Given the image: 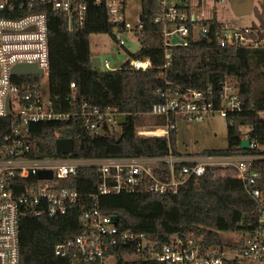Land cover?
<instances>
[{
  "label": "trees",
  "instance_id": "16d2710c",
  "mask_svg": "<svg viewBox=\"0 0 264 264\" xmlns=\"http://www.w3.org/2000/svg\"><path fill=\"white\" fill-rule=\"evenodd\" d=\"M258 2L260 23L255 29L261 30L264 29V3ZM184 7L189 12L188 6ZM38 10L47 14L48 97L54 110L75 114L59 122L30 125L28 139L32 142L34 157L107 159L178 154L176 127L169 130L168 136H140L136 133L137 124H143V118L148 117V127L165 125V116L152 115L150 111L155 104L165 102V95L174 92H202L204 100L211 99L218 108L223 82L237 91L241 108L227 113L226 147L204 150L198 155L239 157L264 148V119L258 115L264 112V44L221 46L217 38L220 26L217 20H188L191 27L206 26L207 34L194 37L191 30L186 45L170 46L169 64L164 67L162 26L154 21L158 12L157 0H141V30L136 33L139 49L119 68L101 70L91 63L89 36L108 33L113 38V27L106 19L102 4H91L85 21L80 24L74 20L71 28L68 17L51 5L42 4ZM146 58L151 67L145 70L128 65L131 59ZM41 77L16 75L13 80L21 93L34 95L41 93ZM71 83H74L73 88ZM84 103L100 112L109 110L124 115L120 134H112L113 124H104V130L99 133L87 130L81 119ZM12 124V117L0 118V150ZM58 138L72 140L70 154L56 153L55 140ZM244 139L254 140L258 150L242 148ZM232 169L230 166H206L201 176L187 180L176 194L135 191L99 195L97 169L94 166L78 167L74 175L59 181L61 187L75 188L82 195L64 215L48 217L28 211L20 215V264H68L67 259L54 254V248L84 232L80 216L92 205L98 206L106 215L116 216L118 230L144 233L155 244L153 247L145 245L137 251L134 242L120 243L109 253L110 264H161L153 258L152 252L175 236L190 235L204 250L237 248L241 244L240 238L227 245L220 232L242 236L257 227L264 208V186L260 182L264 177V157L254 160L249 169V173L256 171L260 175L258 183L262 194L257 198L251 194L250 185L237 178ZM16 180L21 190L37 179L31 175Z\"/></svg>",
  "mask_w": 264,
  "mask_h": 264
},
{
  "label": "built area",
  "instance_id": "2783aa9c",
  "mask_svg": "<svg viewBox=\"0 0 264 264\" xmlns=\"http://www.w3.org/2000/svg\"><path fill=\"white\" fill-rule=\"evenodd\" d=\"M131 0H0V118L12 117L10 133L0 150V264H20L18 220L23 212L48 217L64 215L68 208L76 204L82 195L75 188L61 187L59 181L74 175L78 167L94 166L99 172L97 194L110 195L122 192L145 191L158 194H176L181 186L192 177L201 176L206 166L224 165L231 167L233 174L250 185L251 194L257 198L264 186V177L256 171L249 173L252 162L264 157L254 140L249 148L255 152L239 157H214L169 152L159 157H126L107 159L37 158L32 153V142L28 139L31 124L43 121H63L74 116V112L62 113L53 108L41 93L32 95L21 93L13 80L11 69L18 64H35L48 75V26L47 14L39 11L42 4L51 5L54 10L68 17L69 27L73 21L82 24L88 16L91 4H102L105 16L112 25L113 39L118 47L125 46L123 34L141 30V22L132 27L126 20V6ZM216 3L224 0H213ZM158 12L154 17L162 26V39L165 47L166 67L171 56L170 46L186 45L191 30L193 36H204L207 27L189 26L201 21L202 16L188 12L189 0H157ZM70 21L72 22L70 24ZM220 23V22H219ZM176 37L179 42L173 43ZM257 32L250 28H239L220 23L217 38L219 44L258 45ZM129 67L145 70L151 67L149 59H131ZM104 67L108 68V61ZM74 87V83L70 84ZM202 92L187 90L183 94L165 95V102L155 104L150 114L163 115L165 125L150 130L138 129L140 136H168L175 128V117L182 116L189 121H201L205 116L217 112L227 119V113L238 111L241 100L237 91L223 82L219 107L213 101L204 100ZM8 99V107H7ZM81 111L82 124L91 132L99 133L104 124L114 123L116 113L100 112L84 103ZM7 111L9 114L7 115ZM235 161L236 163H234ZM49 170L51 179H38V171ZM35 175L36 181L29 182L20 190L17 178ZM104 214L98 206L92 205L83 210L80 216L84 232L70 237L54 248L56 256L68 260V264H110L112 248L124 242H134L137 251L154 242L144 233L120 231L117 222ZM237 248L213 247L204 250L198 240L190 235L175 236L168 244L152 252L153 258L161 264H264V208L261 209L257 227L239 237ZM238 240V241H239ZM155 245V244H154ZM153 245V246H154ZM152 246V247H153Z\"/></svg>",
  "mask_w": 264,
  "mask_h": 264
},
{
  "label": "rangeland",
  "instance_id": "374dc122",
  "mask_svg": "<svg viewBox=\"0 0 264 264\" xmlns=\"http://www.w3.org/2000/svg\"><path fill=\"white\" fill-rule=\"evenodd\" d=\"M191 14L202 16L201 19H215L220 23L229 24L239 28H250L257 32V41L264 44V29L259 28L260 3L254 0V5L249 13L237 14L233 9V0H224L216 3L213 0H189L187 4ZM141 10V0H131L127 3L125 14L127 22L134 27L138 24ZM257 28V29H255ZM135 31L125 32L123 39L124 47H118L116 41L108 33H94L89 36V49L91 58L99 59L98 68L103 70H115L124 64L131 55L139 49V42ZM108 61V68L104 67ZM48 78L44 74L41 77V96L44 101L48 99ZM264 119V112L258 113ZM124 115L115 114L112 134H120V123ZM149 118H143V124H137L138 129L150 130L146 125ZM156 127V126H155ZM175 144L180 153L198 155L204 150L221 149L226 147V121L217 112L205 116L201 121H189L180 115L175 117ZM247 130V128H243ZM154 136V135H150ZM156 136V135H155ZM236 163L235 161H233ZM224 166V165H217ZM233 167V166H231ZM223 172V171H222ZM220 237L227 244H232L240 237L239 234L231 232H220Z\"/></svg>",
  "mask_w": 264,
  "mask_h": 264
},
{
  "label": "water",
  "instance_id": "95a60500",
  "mask_svg": "<svg viewBox=\"0 0 264 264\" xmlns=\"http://www.w3.org/2000/svg\"><path fill=\"white\" fill-rule=\"evenodd\" d=\"M264 3V0H258ZM254 5V0H244L240 2V0H233V9L237 14L249 13ZM72 22L70 21V24ZM173 43L179 42V39L174 37L172 39ZM91 63L93 66H99L98 58H91ZM12 75H33V74H42V69L38 68L35 64H18L12 67L11 69ZM7 107H8V99H7ZM9 111H7V115ZM250 141L244 139L241 141L242 148H249ZM55 150L57 154H70L73 150L72 140L69 138H58L55 140ZM38 179H51L52 174L49 170H41L37 173ZM111 220L113 222H117V217L112 216Z\"/></svg>",
  "mask_w": 264,
  "mask_h": 264
},
{
  "label": "flooded vegetation",
  "instance_id": "af4514ba",
  "mask_svg": "<svg viewBox=\"0 0 264 264\" xmlns=\"http://www.w3.org/2000/svg\"><path fill=\"white\" fill-rule=\"evenodd\" d=\"M244 0H240V2H243Z\"/></svg>",
  "mask_w": 264,
  "mask_h": 264
}]
</instances>
